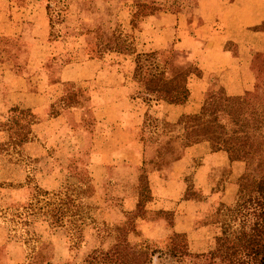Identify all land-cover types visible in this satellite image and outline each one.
<instances>
[{
	"label": "trees",
	"instance_id": "16d2710c",
	"mask_svg": "<svg viewBox=\"0 0 264 264\" xmlns=\"http://www.w3.org/2000/svg\"><path fill=\"white\" fill-rule=\"evenodd\" d=\"M46 9L51 10L49 4ZM106 45L110 46L108 52L135 56L133 78L143 100L168 104L186 101L188 90L181 84L180 77L190 71V66L177 61L176 55L161 61L155 51L138 53L134 37L129 47L125 46L122 51L116 40ZM253 55L250 68L253 69L255 94L260 107L251 109L246 94L228 95L220 84L211 92L206 107L200 113L186 115L181 123L163 129L158 135L156 156L137 168L138 176L132 189L126 188L127 182L121 185L126 192L133 193L131 197L136 201L132 208L121 206L119 221L99 223L90 216L81 221L76 218V210L92 196L94 183L91 179L84 184L78 181L67 184L64 190L50 191L39 184L36 175L42 171L37 166L42 160L31 158L23 146L34 141L30 127L41 118L29 108H10V118L0 122V129L8 133L7 141L0 143V159L23 165L26 176L23 184L0 181V213L9 232L19 233L27 241L30 218L35 214H45L51 228L65 233L67 250L79 252L87 245L85 232L91 229L93 233L90 236L96 246L82 258L81 264H154L155 261L156 264H264V54ZM74 62V59H69L63 62L62 67ZM56 82L57 79L53 83ZM71 104L83 106L84 102ZM58 105L61 106L60 103ZM57 113L58 110L53 115ZM87 118L94 125L89 115ZM202 142L215 145L212 152L222 157V161L216 160L218 165L209 173V191L201 199L209 205L204 227L207 230L213 226L218 229L211 241L213 247L206 245L198 252L193 250L185 233L175 232L167 235L159 245L158 240L149 239L143 232L148 217L163 212V209L155 207L158 197L152 192L148 173L160 171V166L174 155L172 151L177 148L181 153L170 160L171 164L181 157L183 149ZM201 161V158L191 160L198 162L196 167L201 165ZM142 179L145 186L140 184ZM228 186L232 194L225 201L224 193ZM23 187L33 191L26 204L17 200L14 194ZM185 192L190 193L188 186ZM215 192L221 193L216 204L211 200V194ZM132 236L140 240L133 242ZM35 242L42 243L39 240ZM204 243L208 244L209 240L205 239ZM2 250L6 260L0 257V264H19L9 254L6 243H0V253ZM35 262L52 264V255L39 252Z\"/></svg>",
	"mask_w": 264,
	"mask_h": 264
},
{
	"label": "rangeland",
	"instance_id": "374dc122",
	"mask_svg": "<svg viewBox=\"0 0 264 264\" xmlns=\"http://www.w3.org/2000/svg\"><path fill=\"white\" fill-rule=\"evenodd\" d=\"M192 0H0V18L7 23V20L12 23L13 30H18L25 11L31 9V12L39 13L43 11L46 13V20L48 23V39L47 42L41 44L42 47L35 49L24 48V43L17 38V33L6 36H0V60H14L17 64L14 65L19 69L16 73L23 76L28 81L25 82V86L33 87L38 83L39 87L46 89L53 85L54 80L57 79V73L64 65L63 62L67 60H73L81 62L87 58H102L105 54L109 53L107 49L110 46L106 44H112L115 40L118 47L121 49L130 45L131 38H135V49L138 53L157 52L161 61H164L166 57L176 55L175 59L190 66L186 74L195 73L196 76H201L199 68L181 57L180 53H185L183 48L177 47V40L173 33L174 17L180 9L187 8L192 14ZM49 4L51 10L46 9ZM25 10V11H24ZM21 12V13H20ZM150 13L153 14L150 16ZM150 17H148V16ZM167 15L168 17H165ZM8 16V18H7ZM145 16V17H143ZM165 17V20H163ZM158 19L159 22H156ZM193 16H189L188 20L192 21ZM45 24V20L42 17ZM163 20V21H161ZM41 21V20H40ZM2 19H0V23ZM8 22V23H9ZM132 22V23H131ZM30 22H26L27 28L30 27ZM157 27H153V25ZM159 24V25H158ZM32 25V24H31ZM155 30V34L152 32ZM254 31H264V22L253 28ZM156 38L157 44L154 48L149 47L147 43L151 44L150 39ZM126 37V38H125ZM124 38L126 41H124ZM154 42V40H153ZM22 43V45H21ZM20 45V46H19ZM230 50L233 49L237 53V49L233 45H227ZM170 50L173 53L170 52ZM116 53V52H115ZM179 53V55L175 54ZM256 53H254L255 55ZM262 54V53H259ZM253 55V56H254ZM39 59L38 68L33 65L30 66V61L34 64V60ZM44 62V63H43ZM23 63V64H22ZM27 63V64H26ZM29 63V64H28ZM26 64V65H25ZM42 68L41 69H39ZM1 68V67H0ZM252 75L254 77L253 69ZM39 77V78H37ZM38 80V82H37ZM209 95L214 91L221 83L215 76L209 77ZM23 84V82L21 83ZM43 84V86H42ZM186 84V83H185ZM184 85V84H183ZM255 77L254 83L250 90L244 91L247 99L249 100V106L251 109H257L260 107L258 99L255 94ZM83 84H68L64 87L65 95L63 100L74 99L78 95H81ZM20 88H24L23 85ZM207 100V99H206ZM205 101V96H204ZM203 101V102H204ZM153 104V101L147 102ZM204 106V105H203ZM54 108V107H53ZM203 109L201 107L200 111ZM52 110V109H51ZM53 113V112H52ZM55 113V112H54ZM8 112L6 120L10 118ZM186 116V115H185ZM150 118V119H149ZM184 115L181 116L179 123L182 122ZM145 132L148 134V140L158 141V135L163 129H169L172 126L169 123H165L157 119L154 115L149 114L145 118ZM148 119V120H147ZM5 120V121H6ZM87 127V130L95 131V126L91 125V121L87 118L83 127ZM107 133L105 143L101 147L100 153L95 152V148L79 147L76 152L66 156L63 161V167L67 171V184H72L76 181L82 184L91 179L89 176V165L94 164L96 174L98 177L103 175V172L99 169L98 163L91 162L90 157H99V154H103V162L111 163L117 160V165L112 164L107 170L109 174L102 183V187L97 190L95 184L93 185V193L89 200L86 201L84 206L79 207L76 210V218L81 221L86 216L94 218L97 222H114L121 220L120 209L121 206L125 207L123 199H128L129 204H133L136 201L131 191L126 192L125 188L121 185L127 182V189H132L137 174V164L139 158V150L136 152L127 150L126 152L118 151L116 146V140H119L121 136L118 130H104ZM264 132V129H263ZM114 138H117L114 140ZM210 149H213L215 145L208 143ZM67 146L64 147L66 150ZM52 153L57 150L51 147ZM50 151V149H49ZM67 151V150H66ZM181 150L177 148L176 151H172L171 158L160 166L161 174L163 177L173 179L175 174L179 173V168L170 166V160L180 155ZM69 154V153H68ZM66 155V154H64ZM57 155L52 156V160L41 161L38 164V169L48 172L53 170V167L59 162ZM131 160V161H129ZM122 161V162H121ZM198 162H190L187 173L181 176V185L177 183H161L159 185L161 196L173 197L176 199L164 201V205L169 209L162 213H153L148 217V223L144 224L143 232L146 233L149 239L158 240L159 245L165 239L167 235L172 232L179 233L184 232L187 238L192 243L193 250L200 252L206 245L213 247V237L218 229L213 226L209 230L204 227L206 223L205 214L209 207L208 204L201 201L203 194L207 195L210 187V181L208 178L209 166L208 163L205 168L195 173ZM219 162L215 161L212 166H217ZM183 168V166H180ZM26 169L23 165L10 164L0 159V181L14 182L21 178L23 170ZM214 168V167H213ZM93 169L92 172L95 171ZM37 181L42 184L41 175L37 173ZM48 180H57L56 178H47ZM46 179V180H47ZM186 179V181L184 180ZM11 180V181H10ZM111 181L110 183H108ZM145 181L142 179L140 184L145 186ZM14 183H17L16 181ZM94 183V182H93ZM21 184V183H19ZM139 184V185H140ZM164 185V186H163ZM51 187V185H48ZM65 186V187H66ZM186 186L190 189V193L185 192ZM65 187L62 189L64 190ZM166 188V190H165ZM20 190V191H19ZM14 194L15 198L22 203H27L32 197L33 191L30 188L23 187ZM183 190V191H182ZM231 187H227L224 193L225 201H228L231 197ZM177 192L179 194L177 195ZM4 193V192H3ZM13 193V192H12ZM128 194H130L128 196ZM182 194V197L180 198ZM219 192H215L212 195V201L214 204L220 198ZM164 197V198H166ZM12 199H14L12 197ZM187 199V200H186ZM9 200H6V202ZM188 201V202H184ZM163 205V204H162ZM157 206H161L156 202ZM0 213V243H6L9 248V254L19 264H39L35 262L36 254H50L52 255V264H81L82 258L96 246V243L91 238L93 231L91 229L85 232L87 238L86 247L82 248L79 252H70L67 250L68 239L65 233L57 228H51L49 226V218L45 214H35L30 218L29 225L27 227L28 240L24 241L23 236L19 233L9 232L7 226L3 223V216ZM215 219V217H211ZM205 239L209 240L208 244H205ZM35 240H39L42 243H36ZM133 242H138L140 239L131 237ZM4 252L0 253V257L6 260ZM156 264V261L154 262Z\"/></svg>",
	"mask_w": 264,
	"mask_h": 264
},
{
	"label": "crops",
	"instance_id": "0c3cea01",
	"mask_svg": "<svg viewBox=\"0 0 264 264\" xmlns=\"http://www.w3.org/2000/svg\"><path fill=\"white\" fill-rule=\"evenodd\" d=\"M192 2L193 15L187 8L180 9L173 15L172 30L176 35L175 39L179 40L177 47L185 50L181 59L196 65L201 71V76H196L195 73L186 75L184 73L180 77L181 84H184L188 90V97L182 104L154 102L151 105L143 100L139 94V86L133 78L135 56L132 54L109 52L102 58L85 59L67 64L57 73V82L46 89L40 88L38 83L33 87L25 86L24 83L28 80L15 72L19 69L14 66L17 63L10 59L0 60V122L6 120L9 109L12 107L31 109L41 119L38 123L31 125L30 130L35 139L25 143L24 150L31 158L42 161L52 160L53 155L60 157L59 163L53 167L52 171L39 173L43 177L41 181L45 189L62 190L66 186V177L69 173L62 164L65 157L73 151L76 152L77 148L92 146L95 152L100 153L101 147L105 144L103 142L107 138V132L104 130L114 129L120 132L119 140L114 138L118 151L139 150L140 160L135 167L138 168L143 163H147L156 156L159 149V142L153 139L148 140L149 133L145 132L147 114H152L172 126L178 124L183 115L200 113L201 107L205 106L206 99L208 101L210 96L209 77L215 76L219 79L228 95H235L252 88L254 77L250 68V57L254 53L264 54V31L253 30L264 22V0H192ZM25 13L18 30H13L12 21L7 20L6 23L3 18H0L2 19L0 36L8 37L17 33L16 36L20 37L19 40L24 43V48L36 50L42 47L44 40L47 42L48 39L46 13L43 14L42 10L39 13L31 12V9ZM189 16H193L192 21L188 20ZM165 17L168 16L165 15ZM27 21L32 24L29 28L26 25ZM156 22H159L158 19ZM153 27L157 26L154 24ZM152 32L155 34L156 31L152 30ZM149 41L152 42L147 45L152 48L159 43L155 37ZM229 44L237 49V53L227 48ZM34 61V64L29 62L30 66L35 65L38 68L39 59ZM20 63L19 60L17 65H21ZM39 69L42 70L40 67ZM68 84L84 86L81 95L65 102L64 87ZM21 85L24 88L21 89ZM74 102H84V105L74 106L71 104ZM57 110L58 113L53 115ZM88 115L94 121L96 129L94 132L83 127ZM7 139V131L0 129V143ZM52 145L56 152L52 153ZM66 146L67 151L64 149ZM195 158H201L202 161L193 172L194 175L205 168L207 163L211 172L215 167L212 163L220 159L222 161V157L209 148L208 142H202L183 149L181 157L170 165L179 168V173L175 174L173 179L163 177L161 170L148 173L152 192L158 197L157 203L160 202L159 208L163 211L169 209L164 205V201L170 202L176 198H168L165 195L160 197L159 185L161 183L181 185V176L188 172L189 163ZM90 159L91 162L98 163L99 169L103 172V175L98 177L96 165H89V176L98 190L109 175L107 170L112 164L117 165L118 162L117 160L115 162L111 160L109 164L103 162L102 153L99 157H95V160L93 157ZM20 169L23 170L21 178L15 181L23 184L26 173L23 168ZM93 169L94 172H92ZM51 177L57 180L47 179ZM49 184L51 187L48 186ZM124 203L127 208H132L134 205V202L130 205L128 199H125Z\"/></svg>",
	"mask_w": 264,
	"mask_h": 264
}]
</instances>
